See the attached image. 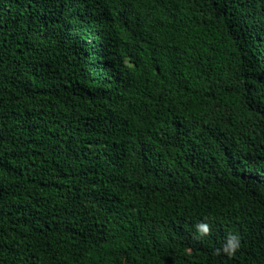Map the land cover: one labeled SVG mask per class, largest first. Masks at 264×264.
Segmentation results:
<instances>
[{
	"label": "trees",
	"instance_id": "1",
	"mask_svg": "<svg viewBox=\"0 0 264 264\" xmlns=\"http://www.w3.org/2000/svg\"><path fill=\"white\" fill-rule=\"evenodd\" d=\"M0 264H264V0H0Z\"/></svg>",
	"mask_w": 264,
	"mask_h": 264
},
{
	"label": "clouds",
	"instance_id": "2",
	"mask_svg": "<svg viewBox=\"0 0 264 264\" xmlns=\"http://www.w3.org/2000/svg\"><path fill=\"white\" fill-rule=\"evenodd\" d=\"M131 67V65H129ZM196 231L200 236H208L211 234L210 227L207 223L200 222L196 224ZM240 247V240L238 236L229 234L226 238V242L222 245L220 249H215L214 255H227L229 257L233 256Z\"/></svg>",
	"mask_w": 264,
	"mask_h": 264
}]
</instances>
